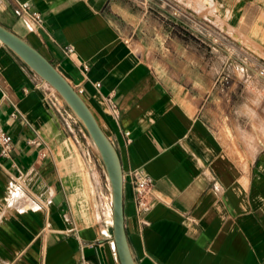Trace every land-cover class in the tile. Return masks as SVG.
<instances>
[{"label":"crops","instance_id":"0c3cea01","mask_svg":"<svg viewBox=\"0 0 264 264\" xmlns=\"http://www.w3.org/2000/svg\"><path fill=\"white\" fill-rule=\"evenodd\" d=\"M158 3L0 0V24L79 90L114 147L134 264H264V123L254 142L253 108L247 96L237 105L236 78L223 91L225 78H204L202 66L190 75L188 45L144 41L160 30ZM237 11L225 9V18ZM0 122L12 141L0 156V264H119L93 143L58 93L1 42ZM135 168L152 180L144 213L135 208Z\"/></svg>","mask_w":264,"mask_h":264},{"label":"rangeland","instance_id":"374dc122","mask_svg":"<svg viewBox=\"0 0 264 264\" xmlns=\"http://www.w3.org/2000/svg\"><path fill=\"white\" fill-rule=\"evenodd\" d=\"M157 1L155 15L159 17L156 21L160 30L156 35L145 36L144 41L163 47L169 43L173 49L175 44L188 45V73L195 76L202 73L203 67L204 78H225L221 83L223 91L236 78L238 95L241 93L237 105L243 106L247 96L246 101L253 108L250 117L255 142L260 134L258 124L264 123V0H162L163 5ZM233 6H238V13L230 21L225 18V9ZM161 9L172 11L173 19ZM164 52L158 51L157 57ZM202 53L203 62L197 61V55Z\"/></svg>","mask_w":264,"mask_h":264},{"label":"water","instance_id":"95a60500","mask_svg":"<svg viewBox=\"0 0 264 264\" xmlns=\"http://www.w3.org/2000/svg\"><path fill=\"white\" fill-rule=\"evenodd\" d=\"M0 42L32 72L55 90L83 126L100 158L109 184L111 235L119 264H134L123 229L122 174L118 155L90 109L65 77L23 38L0 24Z\"/></svg>","mask_w":264,"mask_h":264},{"label":"built area","instance_id":"2783aa9c","mask_svg":"<svg viewBox=\"0 0 264 264\" xmlns=\"http://www.w3.org/2000/svg\"><path fill=\"white\" fill-rule=\"evenodd\" d=\"M21 8L33 21L40 22V16L37 11H28L27 5L25 3L21 4ZM63 53L70 60H76L73 47L70 44H66L63 46ZM82 69H85L84 65H82ZM76 91L79 93V90ZM11 116H14V112L11 113ZM11 150L12 141L10 135L3 130L0 122V156L8 157ZM131 173L132 187L134 190L135 208L138 213H144L148 210L149 207L148 197L152 180L148 175H146L137 168L132 169Z\"/></svg>","mask_w":264,"mask_h":264}]
</instances>
